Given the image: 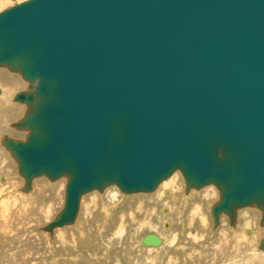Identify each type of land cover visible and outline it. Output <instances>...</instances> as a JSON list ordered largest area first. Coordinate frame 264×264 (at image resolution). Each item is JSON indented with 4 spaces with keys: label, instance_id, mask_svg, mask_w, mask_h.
Here are the masks:
<instances>
[{
    "label": "water",
    "instance_id": "obj_1",
    "mask_svg": "<svg viewBox=\"0 0 264 264\" xmlns=\"http://www.w3.org/2000/svg\"><path fill=\"white\" fill-rule=\"evenodd\" d=\"M0 67L29 84L25 139H4L25 191L66 180L48 231L93 191L176 171L217 189L216 222L257 207L264 224V0H27L0 13Z\"/></svg>",
    "mask_w": 264,
    "mask_h": 264
},
{
    "label": "rangeland",
    "instance_id": "obj_2",
    "mask_svg": "<svg viewBox=\"0 0 264 264\" xmlns=\"http://www.w3.org/2000/svg\"><path fill=\"white\" fill-rule=\"evenodd\" d=\"M25 1L10 0L0 13ZM3 78L1 91L6 85H17V93L28 89L21 75L0 67ZM10 104L0 102V176L11 178L0 182V264H264L262 211L238 210L233 225L223 213L216 226L211 212L219 192L213 186L187 191L180 172L152 194L126 195L115 186L87 194L73 225L45 232L64 209L66 180L41 177L25 191V180L3 139H25L15 124L28 107ZM150 234L159 236L163 245H142Z\"/></svg>",
    "mask_w": 264,
    "mask_h": 264
},
{
    "label": "bare ground",
    "instance_id": "obj_3",
    "mask_svg": "<svg viewBox=\"0 0 264 264\" xmlns=\"http://www.w3.org/2000/svg\"><path fill=\"white\" fill-rule=\"evenodd\" d=\"M8 1H10V0H0V7L3 6L4 4H5V5L8 4ZM9 9H10V8H9ZM7 10H8V9H7ZM5 11H6V10H5ZM4 71H5V70H4ZM3 80H4V78H3V79H0V81L4 82ZM19 80H20V79H19ZM19 80H18V81H19ZM12 81H13V85H16L15 80H12ZM12 81H11V82H12ZM20 83H21V82H20ZM27 84H28V83H27ZM20 85H25V84L22 83V84H20ZM28 85H29V84H28ZM5 87H6L7 89H4V88H3L2 91H1V89H0V91H1V93H0V98L2 97V99H0V102H4L5 104H7V106H8V105L11 106V105H12V104H10L11 102L14 103V104H18V105H20V106H21L20 108L26 106V105H24L23 103H20V102L17 103V102H15V100H14V99H15V96L18 94V93L16 92V90L19 88V87H17V85H16L17 88H16V87L11 88V87H9L8 85H6ZM20 87H24V86H20ZM22 89H23V88H22ZM4 90H6V91H4ZM13 91L15 92L16 95H15V94L12 95V94L14 93ZM25 91H26V90H25ZM10 108H11V107H10ZM19 130H20V129H19ZM5 138H6V137H5ZM5 138H4V139H5ZM4 139H3V142H4ZM4 145H5V143H4ZM0 147H1V146H0ZM5 147L7 148L6 145H5ZM7 149H8V148H7ZM8 150H9V149H8ZM5 161H6V160H3V161H2V165L5 164ZM4 166H5V165H4ZM0 167H1V164H0ZM177 172H179V171H176L175 173H177ZM175 173H174V174H175ZM174 174H173V175H174ZM173 175H172V176H173ZM172 176H171V177H172ZM7 177H8V176H7ZM171 177H170V178H171ZM9 178H10V177H9ZM9 178H6L5 176L2 175V176H0V182H1V183H4V182H6L7 180H9ZM170 178H169V179H170ZM47 179H48V178H47ZM169 179H167V180H169ZM24 180H25V179H24ZM48 180H50V179H48ZM167 180H165V181H167ZM10 181H11V178H10ZM50 181H51V182H56V181H52V180H50ZM165 181H163V182H165ZM163 182H162V183H163ZM162 183H161V184H162ZM10 184H11V183H10ZM161 184H160V185H161ZM160 185H159V186H160ZM14 186H15V185H14ZM14 186H13V187H14ZM31 186H32V183H31ZM159 186H158V188H159ZM208 187H209V186H208ZM23 188H24V187H23ZM23 188H22V189H23ZM117 188H118V187H117ZM158 188H157V189H158ZM205 188H206V187H205ZM106 189H107V188H106ZM106 189H105V190H106ZM157 189H156V190H157ZM203 189H204V188H203ZM105 190H104V191H105ZM156 190H155L154 192H156ZM191 190H192V189H191ZM195 190H196V189H195ZM201 190H202V189H201ZM104 191H103V192H104ZM120 191H121V190H120ZM26 192H28V191H26ZM93 192H94V191H93ZM98 192H99V191H98ZM121 192H122V191H121ZM154 192H153V193H154ZM20 193H21V191H20ZM31 193H32V192H31ZM101 193H102V192H101ZM122 193H123V192H122ZM29 194H30V193H29ZM124 194H125V193H124ZM137 194H141V193H137ZM146 194H152V193H146ZM126 195H136V193H135V194H126ZM167 196L172 197L170 193H167ZM83 197H84V196H83ZM83 197H82V198H83ZM82 198H81V201H82ZM27 206H28V205H27ZM80 208H81V202H80ZM105 208H106V207H105ZM247 208H252V207H247ZM243 209H244V208H243ZM26 210H27V209H26ZM0 211H1V210H0ZM1 213H2V212H1ZM79 213H80V209H79ZM211 213H212V212H211ZM5 214H6V213H5ZM129 214H130V213H129ZM224 214H225V213H224ZM7 215H8V214H7ZM108 215H109V214H108ZM226 215H227V214H226ZM78 216H79V214L77 215V217H76V219H75V222H76ZM220 216H221V215H220ZM220 216H219V219H220ZM228 216H229V215H228ZM212 217H213V215H212ZM229 217H230V216H229ZM109 218H110V217H109ZM230 218H231V217H230ZM5 219H6V218H5ZM219 219H218V222H216V221L214 220V218H213L214 223H215L216 226L219 225ZM235 220H236V219H235ZM75 222H74V223H75ZM234 222H236V221H234ZM234 222H233V223L231 222L232 225L234 224ZM72 225H73V224H72ZM66 226H70V225H66ZM66 226H63V227H57V228L53 229L52 231H48V230L46 229V227H47V226H46V227L44 228V231H45V232H49V233H53L54 230H56V229H61V228H64V227H66ZM165 226H166V225H165ZM2 230H3V229H2ZM244 232H245V231H244ZM82 235H83V234H82ZM153 235H154V234H153ZM247 235L249 236V233H247ZM250 235H251V234H250ZM83 236H84V235H83ZM156 236H157V235H156ZM145 237H146V236H145ZM145 237H144V238H145ZM158 237H159V236H158ZM241 237H242V235H241ZM144 238H143L141 244L144 245V246L147 247V248H148V247H156V249H157V248H159V247H161V246L163 245V240H162L160 237H159V238L161 239V244H160V245H146V244L144 243ZM243 239H244V238H243ZM244 241H245V240H244ZM260 250L264 251V250L261 249V248H260ZM153 259H154V258H153ZM153 259H152V260H153ZM150 262H151V261H150ZM153 264H155V263H153Z\"/></svg>",
    "mask_w": 264,
    "mask_h": 264
}]
</instances>
